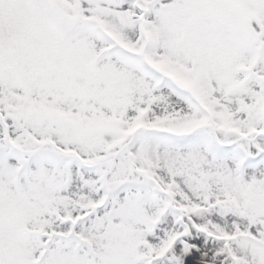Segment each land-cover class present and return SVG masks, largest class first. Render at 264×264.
Listing matches in <instances>:
<instances>
[{"label":"snow or ice","instance_id":"snow-or-ice-1","mask_svg":"<svg viewBox=\"0 0 264 264\" xmlns=\"http://www.w3.org/2000/svg\"><path fill=\"white\" fill-rule=\"evenodd\" d=\"M0 264H264V0H0Z\"/></svg>","mask_w":264,"mask_h":264}]
</instances>
